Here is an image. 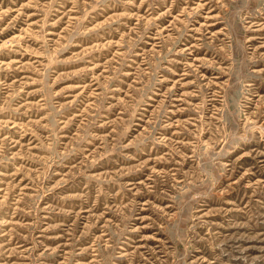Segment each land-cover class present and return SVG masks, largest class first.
<instances>
[{
	"label": "rangeland",
	"instance_id": "1",
	"mask_svg": "<svg viewBox=\"0 0 264 264\" xmlns=\"http://www.w3.org/2000/svg\"><path fill=\"white\" fill-rule=\"evenodd\" d=\"M0 264H264V0H0Z\"/></svg>",
	"mask_w": 264,
	"mask_h": 264
}]
</instances>
